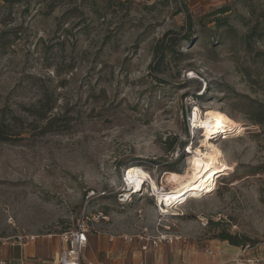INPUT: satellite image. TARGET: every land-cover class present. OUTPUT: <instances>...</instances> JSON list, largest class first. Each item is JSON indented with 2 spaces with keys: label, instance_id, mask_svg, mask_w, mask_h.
Here are the masks:
<instances>
[{
  "label": "rangeland",
  "instance_id": "obj_1",
  "mask_svg": "<svg viewBox=\"0 0 264 264\" xmlns=\"http://www.w3.org/2000/svg\"><path fill=\"white\" fill-rule=\"evenodd\" d=\"M263 3L0 2V264H54L82 215V264H264V36L242 41ZM208 108L237 130L189 131ZM206 139L225 165L213 190L165 215L145 188L117 201L130 167L169 191ZM142 238L165 240L144 259Z\"/></svg>",
  "mask_w": 264,
  "mask_h": 264
},
{
  "label": "bare ground",
  "instance_id": "obj_2",
  "mask_svg": "<svg viewBox=\"0 0 264 264\" xmlns=\"http://www.w3.org/2000/svg\"><path fill=\"white\" fill-rule=\"evenodd\" d=\"M205 112L201 116L198 109L194 110V114L190 116L193 130L198 126L207 137L220 131L228 133L237 130V124L217 109L208 108ZM201 144L195 152H192L187 167L182 173H170L169 191L161 189L153 179L149 181V191L153 192L151 196L156 198L157 203L162 207L160 213L166 214L165 206L176 202V200L196 196V193L201 189L211 190L216 177L224 172L225 165L220 149L207 139ZM124 177L127 183L135 188V194L142 192L148 181L146 172L138 167L128 168Z\"/></svg>",
  "mask_w": 264,
  "mask_h": 264
},
{
  "label": "built area",
  "instance_id": "obj_3",
  "mask_svg": "<svg viewBox=\"0 0 264 264\" xmlns=\"http://www.w3.org/2000/svg\"><path fill=\"white\" fill-rule=\"evenodd\" d=\"M188 130L194 131L191 123V119H188L187 122ZM127 173V171H126ZM125 173V175H126ZM147 174V173H146ZM148 181L145 184V191L150 190L149 188V181L152 179L149 174H147ZM122 190L117 193V201L120 204H125L127 201L131 200V198L136 195L135 194V188H132L129 183H127L126 178L124 175H122ZM150 192V191H149ZM165 192V191H163ZM153 192L151 191L150 194ZM154 198V197H153ZM156 201V198H155ZM156 204V202H155ZM158 208L161 210V205H158ZM161 215H165L160 213ZM97 219H95L93 216L90 217H80L76 221V224L73 225L72 228L69 230L63 232L60 235V241H61V248L59 252L57 253V256L55 258V264H82V255L84 251L86 250L88 246V236L90 233V224H97ZM112 241V237L110 238ZM141 246L139 248V253L141 255V258L145 259L146 254L151 249H157L160 247L161 241H155V240H149V239H141ZM87 264H92L88 262ZM139 264H145V262L142 260Z\"/></svg>",
  "mask_w": 264,
  "mask_h": 264
},
{
  "label": "trees",
  "instance_id": "obj_4",
  "mask_svg": "<svg viewBox=\"0 0 264 264\" xmlns=\"http://www.w3.org/2000/svg\"><path fill=\"white\" fill-rule=\"evenodd\" d=\"M25 0H0V2L4 3V4H7V5H12V4H20V3H23ZM264 1V0H263ZM263 13L261 15V22H258L255 24L254 27H252L250 29V31L242 38V41H246L247 43L251 40H253L255 38V35H256V30L258 29V27L260 28V33L259 35L254 39L256 41L258 40H262L263 36H264V3H263ZM226 12H228L227 9H221L218 13L216 14H225ZM214 16V15H213ZM226 20V19H225ZM216 23V26L217 28H225L226 30L230 29V25L228 24V21H223L222 22V19H215V21H213ZM224 38H220L218 39L217 41L220 42V41H223ZM167 45H165L164 43L161 44V47H160V52L159 54H161L162 58L165 56V51L167 50ZM164 55V56H163ZM2 131H0V140H4L2 139ZM181 147L180 148H183V144L180 145ZM170 151L173 150L172 147L169 148ZM211 225L213 224L212 222L210 223ZM222 240H230L229 237H220ZM232 244H238V243H232Z\"/></svg>",
  "mask_w": 264,
  "mask_h": 264
},
{
  "label": "crops",
  "instance_id": "obj_5",
  "mask_svg": "<svg viewBox=\"0 0 264 264\" xmlns=\"http://www.w3.org/2000/svg\"><path fill=\"white\" fill-rule=\"evenodd\" d=\"M88 239H89V236H88ZM109 241H110V239H109ZM115 245H116V244L113 243L112 246H111V248L114 249ZM138 253H139V251H138ZM139 254H140V253H139ZM56 256H57V254H56L55 257L53 258V260H55ZM54 264H55V261H54Z\"/></svg>",
  "mask_w": 264,
  "mask_h": 264
}]
</instances>
